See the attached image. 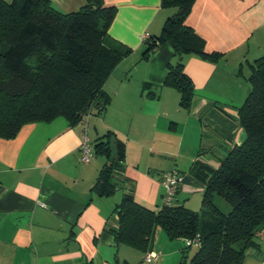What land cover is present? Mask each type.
<instances>
[{"label": "crops", "instance_id": "1", "mask_svg": "<svg viewBox=\"0 0 264 264\" xmlns=\"http://www.w3.org/2000/svg\"><path fill=\"white\" fill-rule=\"evenodd\" d=\"M49 1L62 12L84 5V0ZM103 1L116 7L109 37L131 50L103 84L109 96L103 112L91 106L76 124L56 117L0 138V264H189L193 253L182 239L160 247L153 237L146 252L117 243L111 229L125 194L120 179L130 181L137 203L156 211L161 174L176 169L183 179L175 203L198 211L193 197L201 195L202 201L204 184L190 174V166L201 160L218 167L245 138L237 108L249 93L251 64L264 56V0L194 1L186 24L205 41L206 52L223 56L219 62L184 57L195 90L187 109L179 92L164 83L175 60L171 44L164 42L147 56L142 40L144 34H160L176 9L163 7L161 0ZM85 123L93 153L87 163L79 149ZM108 131L123 147L124 159L115 175L119 186L103 195L94 185L105 158L95 154L94 145ZM258 244L240 264H264V234ZM150 251L158 258L148 263L144 257Z\"/></svg>", "mask_w": 264, "mask_h": 264}, {"label": "trees", "instance_id": "2", "mask_svg": "<svg viewBox=\"0 0 264 264\" xmlns=\"http://www.w3.org/2000/svg\"><path fill=\"white\" fill-rule=\"evenodd\" d=\"M194 1L161 0L163 7L176 10L160 34L143 40L147 56L160 44H171L175 60L168 65L164 83L179 92L180 105L186 109L195 90L184 72V57L194 54L219 62L223 56L206 52L205 41L186 24ZM115 12L116 7L103 0H84L70 12L55 9L49 0H0V138H13L27 123L56 117L76 124L88 116L91 105L97 106L96 113L103 112L109 101L103 84L131 51L108 35ZM56 59L70 72L62 93L53 95L46 90L59 77L53 71ZM247 80L249 93L237 108L243 142L231 147L216 168L201 160L190 166V174L204 184L200 210L174 201L154 211L137 203L130 181L120 179L125 194L115 206L117 227L111 229L117 243L146 252L155 229L161 227L170 239H182L185 250L191 246L186 240L196 243L189 264H240L246 251L259 245L264 234V56L253 61ZM113 136L108 131L94 145L95 154L105 158L94 185L103 195L119 186L115 175L123 168V147ZM215 197L230 209L222 211Z\"/></svg>", "mask_w": 264, "mask_h": 264}, {"label": "built area", "instance_id": "3", "mask_svg": "<svg viewBox=\"0 0 264 264\" xmlns=\"http://www.w3.org/2000/svg\"><path fill=\"white\" fill-rule=\"evenodd\" d=\"M148 35L144 34L142 36V40H144ZM86 126L82 132V138L80 141V152H81V161L84 163H87L90 161L92 152H91V146L88 141V137L86 134ZM183 175L176 169H173L171 171H166L161 174L160 182L163 186V194L161 198V205L162 206H171L174 204L176 193L180 188V185L182 183ZM187 244L192 245L191 240H186ZM158 258V255L155 252H147L144 261L150 263L156 261Z\"/></svg>", "mask_w": 264, "mask_h": 264}, {"label": "rangeland", "instance_id": "4", "mask_svg": "<svg viewBox=\"0 0 264 264\" xmlns=\"http://www.w3.org/2000/svg\"><path fill=\"white\" fill-rule=\"evenodd\" d=\"M59 62L60 61L58 59H56V60H54V63H53V71L59 77L56 78V81H55L56 83H53L51 86L47 87L48 90H46V93L51 92L53 95L55 94V92H58V91H61V93H62V86H63V83L62 82L64 81V79L66 78V75L70 71L63 69L64 67H62L61 65L59 66V64H60ZM86 81H87V79H85V83H86ZM91 106H93V105H91ZM193 200H194L195 204L197 205L196 206L197 207L196 209H199L200 206H201V195H197V196L193 197ZM214 202L224 212H226V211H228L230 209L229 204L226 201H224L222 198H220V197H215ZM158 230L161 231L162 233L164 232L163 233L164 234L163 236H166L167 237L165 231L161 227H157L155 229L154 244H156V245H158L160 247L165 246L167 243H170V242H172V246H173V244H176V242H177L176 239H172V241H169V238L167 237L168 238L167 239L168 242H167L166 239L164 240L163 237H162V235H159V233L157 232ZM196 250H197V245H196V243H193L187 249V252L191 255ZM183 259L184 258L181 259V262L183 261Z\"/></svg>", "mask_w": 264, "mask_h": 264}, {"label": "water", "instance_id": "5", "mask_svg": "<svg viewBox=\"0 0 264 264\" xmlns=\"http://www.w3.org/2000/svg\"><path fill=\"white\" fill-rule=\"evenodd\" d=\"M90 106V105H89ZM89 106L87 107V109L89 108ZM94 108H97V106L96 105H94ZM111 141H112V145L114 144V138L113 137H111Z\"/></svg>", "mask_w": 264, "mask_h": 264}]
</instances>
